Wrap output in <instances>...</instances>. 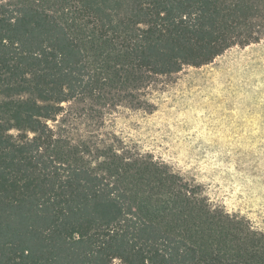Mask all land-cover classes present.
Listing matches in <instances>:
<instances>
[{"label":"trees","instance_id":"trees-1","mask_svg":"<svg viewBox=\"0 0 264 264\" xmlns=\"http://www.w3.org/2000/svg\"><path fill=\"white\" fill-rule=\"evenodd\" d=\"M264 37V0H0V264H264V231L63 104L151 112L149 88Z\"/></svg>","mask_w":264,"mask_h":264},{"label":"rangeland","instance_id":"rangeland-1","mask_svg":"<svg viewBox=\"0 0 264 264\" xmlns=\"http://www.w3.org/2000/svg\"><path fill=\"white\" fill-rule=\"evenodd\" d=\"M148 99L151 112L72 101L50 125L73 142L118 137L264 231V37L160 77Z\"/></svg>","mask_w":264,"mask_h":264}]
</instances>
